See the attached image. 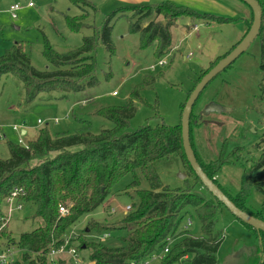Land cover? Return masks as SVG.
Instances as JSON below:
<instances>
[{
	"label": "rangeland",
	"instance_id": "obj_1",
	"mask_svg": "<svg viewBox=\"0 0 264 264\" xmlns=\"http://www.w3.org/2000/svg\"><path fill=\"white\" fill-rule=\"evenodd\" d=\"M87 1L89 5L81 7L72 0H0V57L20 42L37 70L52 71L54 66L44 56L46 48L51 47L66 54L82 47L85 36L99 34L113 13L130 6V3L123 0ZM221 2L227 10L216 9V13L212 14L234 20L205 23L188 16L177 19L171 29V51L161 57L156 56L153 45L144 49L140 35L131 31L128 19L134 13L118 12L111 19L112 39L116 49L114 56L110 57L101 42L94 53L99 79L94 88L68 94L41 93L32 103H28L25 87L19 78L4 76L0 82V158H10L9 144L28 146L44 129H48L52 136L65 132L74 134L86 125V121L90 123V130L94 134L114 128V123L101 117L98 112L101 109L127 106L130 95L136 89L139 90V96L133 99L135 111L129 122V132L145 126L178 127L181 124L183 104L201 77L244 38L247 21L250 19L247 30L252 22L251 10L242 1ZM162 3L153 0L151 5ZM15 5L21 9L16 13L17 18L13 19L10 10ZM77 18L80 20L78 23ZM134 18L141 27L148 25L149 21ZM153 20L155 23L167 24L163 16L154 17ZM73 22L77 24H73L78 27L77 30L70 26ZM160 62H165V65L160 66ZM260 65L261 45L257 38L246 53L210 82L193 111L191 132L197 156L204 165H223L215 175L216 180L233 198L242 193L243 176H251L250 170L261 155L257 148L264 134V99L261 91L263 73ZM212 102L224 113L201 118L203 109ZM39 121L43 124H39ZM15 127L19 130L15 131ZM20 139L22 144L19 143ZM32 164L35 165L34 162ZM157 171L164 187L173 190L183 188L186 179H181L180 175L184 174L187 175L189 186L196 185V194L213 200L199 182L196 183L188 176L191 170L179 156L173 155L159 162ZM140 178L141 189H149L148 182ZM131 182V176L121 180L112 190L115 196L109 199L111 202L69 230V246L77 250L84 264L89 262L90 250H82L83 243L100 242L110 248L123 245L121 238L126 237V231L111 229L91 233L86 227L92 218L111 228L118 225L125 214L122 210L137 202L134 192L131 191V195L125 194ZM249 186V183L246 184L247 191L250 190L246 197L248 207L261 209L264 195ZM112 209L117 212L112 214ZM34 212L35 208L24 207L11 216L8 230L15 239L38 226V223L30 219ZM184 213L178 232L187 231L192 238L203 237L201 222L193 209L187 208ZM217 230L223 233V243L216 254L219 264L254 262L246 260V253L241 252L259 247L257 236L225 207L220 208ZM105 234L110 237L101 239ZM175 243L176 240L170 241V249ZM4 251V244H1L0 254L7 253ZM162 256L163 250H158L144 264H161ZM56 257L73 263L75 260L67 254ZM8 261V264H24L21 253L13 248Z\"/></svg>",
	"mask_w": 264,
	"mask_h": 264
},
{
	"label": "trees",
	"instance_id": "obj_2",
	"mask_svg": "<svg viewBox=\"0 0 264 264\" xmlns=\"http://www.w3.org/2000/svg\"><path fill=\"white\" fill-rule=\"evenodd\" d=\"M72 1L81 7L89 5L87 0ZM257 1L263 10L262 28L258 39L261 45V91L264 99V0ZM127 11L134 13L128 20L131 31L140 35L141 46L145 49L153 45L158 57L170 53L171 29L179 18L188 16L205 23L234 20L223 19L211 13H199L192 8L170 2L127 6L113 13V17L107 20L99 34L85 36L82 47L66 54L51 47L46 48L44 56L47 62L54 66L52 71L37 70L32 65L30 55L24 50V45L16 43L0 57V82L4 76L19 78L25 87L28 103H32L41 93L68 94L94 88L99 83L94 57L97 45L101 42L110 57L114 56L116 49L112 39L111 19L118 12L126 14ZM161 16L167 19V24L155 23L154 17ZM134 17L149 21L148 25L141 27L134 21ZM78 21L80 20L77 18L76 22ZM73 24L76 23H70V26L77 30L78 27ZM138 92L136 89L130 95L127 106L101 109L98 112L101 117L114 123L112 129L94 134L90 130V123L86 121V125L74 134L65 132L52 136L48 129H44L27 148L9 144L10 158H0V246L4 244V252L16 249L21 253L24 264H74L59 257L50 259V253L64 246L68 241L69 230L107 204L109 199L115 196L113 188L121 180L131 176L132 182L125 192L131 195L132 191L137 198V202L131 206V211L124 214L123 220L113 228L102 225L93 218L87 222L86 227L91 233H102L111 229L126 231V237L121 238L123 245L110 248L100 242L83 243L81 249L90 250L88 260L95 264H144L156 251L163 250L171 240H176L177 243L172 246L161 264H219L216 254L223 243V233L217 230V223L220 208L224 206L209 192L213 200L196 194V185L189 186L187 178L184 180L186 185L181 189L173 190L163 186L157 164L173 155L179 156L188 164L191 170L188 175L190 178L196 183L201 182L185 157L181 124L176 128L160 125L156 128L141 127L135 132L128 131L130 119L135 111L133 99L139 96ZM192 119L193 113L191 129ZM191 143L197 160L208 177L238 208L264 222V204L261 209H252L248 207L246 198L250 192L246 189L248 183L249 187L264 195V134L257 146L261 151L260 158L250 170L251 176H243V191L235 198L216 180L215 175L221 171L223 165H204L199 160L192 142V132ZM140 177L148 182L149 189H141ZM201 186L203 187L202 184ZM15 190L20 191L18 202L24 207L35 208L30 219L33 223H38L35 229L21 234L18 239L8 230L9 224L2 228L5 200ZM60 207H64L67 213L61 214ZM187 208H192L201 222L203 237L192 238L188 236L187 231L178 232ZM245 226L257 236L259 247L245 249L241 253H246V260L254 261L250 264H264V233Z\"/></svg>",
	"mask_w": 264,
	"mask_h": 264
},
{
	"label": "water",
	"instance_id": "obj_3",
	"mask_svg": "<svg viewBox=\"0 0 264 264\" xmlns=\"http://www.w3.org/2000/svg\"><path fill=\"white\" fill-rule=\"evenodd\" d=\"M245 3L251 10L253 15L252 24L249 31L244 38L226 55L221 59L211 70L195 86L188 98L181 115V136L183 142L184 154L189 163L193 173L200 180L203 187L209 192L217 201H219L237 220L245 225H248L257 232L264 233V222L254 216L249 215L245 211L238 208L235 203L225 195V193L217 186V184L208 177L203 171L200 163L197 160L194 149L191 143V116L196 103L206 87L222 72L229 68L237 58H240L248 51L252 43L258 38L263 21V10L257 0H240ZM220 113V109L214 102L208 104L202 112L201 118L209 116L210 114ZM23 135L25 132L22 133ZM187 175H180L181 179H186Z\"/></svg>",
	"mask_w": 264,
	"mask_h": 264
},
{
	"label": "built area",
	"instance_id": "obj_4",
	"mask_svg": "<svg viewBox=\"0 0 264 264\" xmlns=\"http://www.w3.org/2000/svg\"><path fill=\"white\" fill-rule=\"evenodd\" d=\"M31 6V4H30ZM21 9V7L19 5H15L13 7H11L10 13L13 19L17 18V12ZM165 62H160V66H164ZM154 68V67H153ZM114 95H116V93H114ZM39 124H43L42 121H39ZM15 131H18V128H14ZM19 143H23V141L20 139ZM27 148V146H25ZM20 194V191L15 190L11 193L10 196L7 197V199L5 200V209H4V219H3V227H6L7 224H9L10 220H11V216L17 212V211H22L24 209V205L20 202H18L17 197ZM113 202V201H112ZM125 214L129 213L131 211V206H127L122 210ZM112 214L116 213L117 211L115 209H112ZM60 213L61 214H66L67 210L64 207H60ZM110 237L109 234H105L101 237V239H106ZM69 239L66 242V244L64 246H62L60 249L58 250H53L50 253V259L55 258L56 256H61L64 254H67L69 256H71L72 258H74V264H84L83 261L81 262L78 252L77 250H75V248H70L69 247ZM170 242L169 244L163 249V256L160 257L161 260L164 259V257L170 252ZM10 256V250L7 251V253L5 254H0V264H8L10 263L8 261V255ZM87 264H95L94 262H88ZM136 264V263H133Z\"/></svg>",
	"mask_w": 264,
	"mask_h": 264
},
{
	"label": "crops",
	"instance_id": "obj_5",
	"mask_svg": "<svg viewBox=\"0 0 264 264\" xmlns=\"http://www.w3.org/2000/svg\"><path fill=\"white\" fill-rule=\"evenodd\" d=\"M123 1H127L128 3H130V6H132V5H145V4L151 5L153 0H123ZM160 1H161V3L162 2H170V3L176 4V5H182V6L192 8L196 11L197 10H199V11L201 10L203 12L206 11L205 13H211V14L216 13L215 12L216 9H219L220 11H223L224 9L227 10L225 4L222 3L221 0H160ZM251 14H252V12H251ZM248 17L251 18L250 15H248ZM249 21H250V19L247 21L246 31L243 34L247 33ZM196 29H197V26L195 27V30ZM108 202H111V201L109 200Z\"/></svg>",
	"mask_w": 264,
	"mask_h": 264
}]
</instances>
